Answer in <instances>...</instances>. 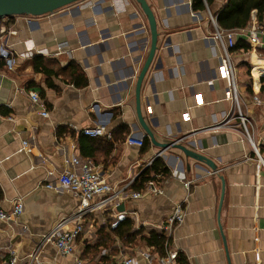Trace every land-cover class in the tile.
Returning a JSON list of instances; mask_svg holds the SVG:
<instances>
[{
  "label": "crops",
  "instance_id": "obj_1",
  "mask_svg": "<svg viewBox=\"0 0 264 264\" xmlns=\"http://www.w3.org/2000/svg\"><path fill=\"white\" fill-rule=\"evenodd\" d=\"M147 1L158 39L141 87L144 119L158 141H179L207 156L216 170L179 148L162 151L139 124L135 88L151 31L136 0H80L42 16H10L16 33L6 42L13 50V67L0 57V205L8 210L21 197L20 221L28 231L0 220V264L8 262L7 246L23 258L39 245L33 264H75L78 258L110 264L124 255L134 256L135 264H150L147 255L157 264L167 252L166 238L161 253L141 236L163 223L177 204L185 208V217L166 246L178 252L177 264H264V168L252 146L259 144L264 156V107L253 102L255 95L264 99V72L257 86L253 72V61L264 63V35L261 45L247 48L240 28L231 29L230 63L239 105L248 116L246 132L222 78L225 39L216 37L227 30L217 19L227 0L209 5L204 0V9H194L193 0ZM255 20L256 9L247 26ZM29 89L39 92L49 116L40 114ZM96 125L105 126L109 135L80 131ZM128 136L144 143L129 144ZM27 139L31 151L22 148ZM71 144L114 186L143 190L148 182L133 189L134 180L155 158L168 173L156 176L163 193L129 199L121 204L123 210L88 215L74 254L63 255L43 238L77 203L69 190L47 186L66 167ZM124 211L142 232L130 241L112 231ZM26 263L20 259L19 264Z\"/></svg>",
  "mask_w": 264,
  "mask_h": 264
},
{
  "label": "built area",
  "instance_id": "obj_2",
  "mask_svg": "<svg viewBox=\"0 0 264 264\" xmlns=\"http://www.w3.org/2000/svg\"><path fill=\"white\" fill-rule=\"evenodd\" d=\"M10 16L0 17V57H2L9 68L13 67V50L6 42V36L13 35L16 31L10 26ZM241 34L249 45L255 49L261 45V35H264V18L262 20H255L251 25L241 28ZM216 37L225 39L224 53L222 54V78L226 81L230 95L229 99L233 103V110L240 120V124L244 126L247 132V114H243L238 102L239 90L235 80L233 67L230 63V49L235 46V33L232 30H221L216 33ZM28 96L33 104L37 105L40 114L44 117L49 116V110L41 98L39 92L35 89L28 90ZM253 100L257 105L262 104V99L259 95H255ZM81 133L88 136H104L109 135L108 130L103 125H96L93 127H85L80 130ZM126 142L129 144L142 145L143 139H134L128 136ZM253 150L256 155L257 162L264 168V156L261 154L260 145L253 144ZM32 142L30 139L22 141V148L31 151ZM71 152L66 155L64 167L56 177V182L49 183L47 186L55 189H67L77 199L74 211L71 215L60 220L54 228L44 236V241L53 242L57 250L63 255L74 254L76 250V241L86 230V218L92 213L102 212L104 209L117 210L118 207L129 199H139L146 194H161L163 187L157 178L151 179L146 184L143 190H129L125 186H114L103 176L100 168L96 166L90 158H82L79 154H75V145L71 144ZM152 161L146 165L149 166ZM145 167V168H146ZM144 168V169H145ZM141 172V171H140ZM49 174H52L51 172ZM187 187L189 182H185ZM24 211V203L21 197L16 198L10 209H5L0 205V220L6 223H15L19 225L20 232L25 233L28 227L21 223L20 217ZM100 214V213H98ZM119 214V213H117ZM124 211L120 213L121 217H128ZM185 208L182 204H177L173 211L166 217L160 225H153L154 230L158 231L166 238V246L168 238L171 236L172 229L184 220ZM166 253L157 260V264H177L178 252L176 250L167 249ZM1 249V247H0ZM9 252V259L7 264H19L20 259L27 260L26 264H33L38 261V254L41 245L37 249L20 258L17 252L11 247H5ZM145 259L151 264L150 256L145 255ZM134 256L124 255L122 258L116 259L110 264H135ZM75 264H90V262L78 258Z\"/></svg>",
  "mask_w": 264,
  "mask_h": 264
},
{
  "label": "trees",
  "instance_id": "obj_3",
  "mask_svg": "<svg viewBox=\"0 0 264 264\" xmlns=\"http://www.w3.org/2000/svg\"><path fill=\"white\" fill-rule=\"evenodd\" d=\"M205 1L209 5L213 0ZM192 4L194 9H204L206 7L204 0H193ZM254 9L257 10L258 20H262L264 18V0H227L226 4L217 13L218 23L222 28L227 30L245 28L251 20V12ZM245 42L247 43L246 40ZM236 46H238V44ZM243 46L247 48L250 47L249 43L243 44ZM253 64V72L257 82L259 73L264 72V64L257 61H253ZM261 83L260 92L264 94V75L261 76ZM152 170L155 172L154 176L150 175V171ZM167 173L168 171L161 159L155 158L149 167L145 168L136 176L133 189H141L144 187L145 182L156 178L158 174L163 175ZM112 231L115 236L125 241H130L142 234L140 229H134L133 221L129 217H123L119 220L112 227ZM141 238L149 245L155 246L162 253L165 242V237L163 235H159L156 230L151 229L149 235H142Z\"/></svg>",
  "mask_w": 264,
  "mask_h": 264
},
{
  "label": "water",
  "instance_id": "obj_4",
  "mask_svg": "<svg viewBox=\"0 0 264 264\" xmlns=\"http://www.w3.org/2000/svg\"><path fill=\"white\" fill-rule=\"evenodd\" d=\"M80 0H0V17L2 16H14V15H27V16H42L65 6H68L74 2ZM143 12L146 14L150 31H151V45L149 54L140 70L136 82L135 88V101H136V111L138 115L139 124L149 137L152 144L159 147L162 151L172 148H179L183 153L188 156L195 158L199 161L207 164L211 169L216 170V165L207 156L195 152L185 145L181 144L179 141L172 142H160L154 136L153 131L146 123L141 109V87L150 63L154 57L157 48L158 30L155 15L152 8L147 0H136ZM124 206L120 205L118 210H123Z\"/></svg>",
  "mask_w": 264,
  "mask_h": 264
},
{
  "label": "rangeland",
  "instance_id": "obj_5",
  "mask_svg": "<svg viewBox=\"0 0 264 264\" xmlns=\"http://www.w3.org/2000/svg\"><path fill=\"white\" fill-rule=\"evenodd\" d=\"M260 57H262V56H260ZM263 57H264V55H263ZM263 57H262V58H263ZM261 99H262V98H261ZM262 101H263V102H262L261 106L264 107V99H262ZM253 102L255 103L254 100H253ZM255 104H256V103H255ZM256 105H257V104H256ZM241 111H242L243 114H245V111H244V108L242 107V105H241Z\"/></svg>",
  "mask_w": 264,
  "mask_h": 264
},
{
  "label": "bare ground",
  "instance_id": "obj_6",
  "mask_svg": "<svg viewBox=\"0 0 264 264\" xmlns=\"http://www.w3.org/2000/svg\"><path fill=\"white\" fill-rule=\"evenodd\" d=\"M258 61H259L260 63H263L262 60H261L260 58H258ZM258 61H257V62H258ZM263 64H264V63H263ZM256 73H257V72H256ZM256 86H257V82H256Z\"/></svg>",
  "mask_w": 264,
  "mask_h": 264
}]
</instances>
